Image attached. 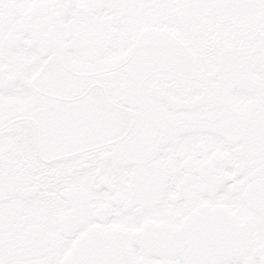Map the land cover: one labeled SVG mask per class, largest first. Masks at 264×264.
I'll use <instances>...</instances> for the list:
<instances>
[{
	"label": "snow or ice",
	"instance_id": "6c2138e0",
	"mask_svg": "<svg viewBox=\"0 0 264 264\" xmlns=\"http://www.w3.org/2000/svg\"><path fill=\"white\" fill-rule=\"evenodd\" d=\"M0 264H264V0H0Z\"/></svg>",
	"mask_w": 264,
	"mask_h": 264
}]
</instances>
